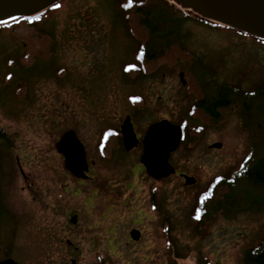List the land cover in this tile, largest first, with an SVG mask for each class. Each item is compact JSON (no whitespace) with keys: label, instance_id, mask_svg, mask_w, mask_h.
<instances>
[{"label":"rangeland","instance_id":"obj_1","mask_svg":"<svg viewBox=\"0 0 264 264\" xmlns=\"http://www.w3.org/2000/svg\"><path fill=\"white\" fill-rule=\"evenodd\" d=\"M134 1L59 0L33 15L31 30L0 24V126L10 137L0 148L8 210L2 219L0 261L13 250L14 259L21 263L36 253L40 264H55L52 250L57 248L52 242L66 239L64 233L76 239L77 230L67 228V211L57 198L69 182H58L62 158L57 145L69 125L62 119L92 123V127L83 123L79 137L87 142L88 158L97 162L92 175L99 184H83V208L88 205L93 216L96 207L108 213L106 209L116 204L106 199V193L120 190L130 197L126 208L131 221L135 202L140 199L147 208L155 184L139 163L141 147L127 152L118 144L115 134L125 115L133 116L142 135L164 116L182 128L203 124L190 116L196 97L180 79L181 73L188 79L185 61L165 62L146 76L149 70L140 64L139 42L130 32L133 17L128 8ZM183 9L190 18L178 29L182 45L201 58L208 69L207 80L244 91L264 86V39ZM28 49L48 58L32 64ZM98 130L104 131L102 153L97 150L102 143ZM215 143H222V148L211 149ZM249 152V136L239 115L232 112L226 121L208 124L195 143H184L172 153L170 163L176 170L197 179L187 186L171 176L156 185L174 226L162 232L163 253L177 256L176 264H243L245 252L261 243L264 206L233 218L216 215L198 228L200 199L211 182L238 169ZM101 156L107 162L102 163ZM19 164L28 175L34 172L35 194L25 189ZM48 201L57 208L52 209ZM86 213L83 209V228L97 223Z\"/></svg>","mask_w":264,"mask_h":264},{"label":"trees","instance_id":"obj_2","mask_svg":"<svg viewBox=\"0 0 264 264\" xmlns=\"http://www.w3.org/2000/svg\"><path fill=\"white\" fill-rule=\"evenodd\" d=\"M132 4V5H131ZM128 8L131 35L140 45L141 61L147 65L146 76L170 62L187 63V87L195 93V103L190 116L201 120V127L183 126L182 144L195 143L203 135L205 127L220 124L236 112L250 141V152L238 169L229 176L214 179L201 197V220L199 230L211 223L216 215L235 217L241 211L264 206V86L252 91L218 81L207 80L208 69L200 57L182 45L180 26L190 17L174 0H137ZM42 13V12H41ZM21 17L10 21L12 29L33 27L32 18ZM28 61L37 63L47 55L28 49ZM10 140L8 133L0 126V148ZM0 156V250L1 226L7 213L2 182ZM244 264H264V238L261 243L245 252Z\"/></svg>","mask_w":264,"mask_h":264},{"label":"flooded vegetation","instance_id":"obj_3","mask_svg":"<svg viewBox=\"0 0 264 264\" xmlns=\"http://www.w3.org/2000/svg\"><path fill=\"white\" fill-rule=\"evenodd\" d=\"M140 64L141 66H143V68L147 69V65L144 62L140 61ZM142 77L146 78V76ZM64 101L67 102V99H64ZM135 112L137 113V111ZM173 114L174 112H172L171 115ZM92 117L93 116H90V119H92ZM127 117L131 118L134 124L136 135L139 140L138 146L130 151H128L125 147L124 135L122 131V125L124 124V121ZM165 119L170 122V120L166 118V116L162 117L160 121ZM61 123L69 124L68 126H66V130L64 131L63 136L68 132H75L77 138L84 146L87 159V170L85 172L87 178H79L75 176L70 170H68L65 165V156L58 151L62 158V160L60 161V164L62 166H60L61 177H58L60 181H58V179L53 180L56 182H60V184L64 183L67 179L69 182H65L63 184L62 195L61 197L57 198L61 199L62 208L67 211V217L65 221L67 228L70 231H77L75 232L76 236H74L76 239L68 236L67 233H64V237L66 239H60L52 242L53 246L57 248L52 250V259L55 260L58 264H176L178 258L177 256L163 253V245H161V239L163 237L162 232H168L170 228L174 229V226L170 224V219L172 217V214H170L171 211H169L167 208L162 207V194H160V192L158 191V187L156 186L158 183H161L171 176L160 180H156L153 177L148 176L149 179L153 182L151 184H155L151 186V190L153 189L152 191L154 192L150 194L147 208L142 207L144 205L143 201H141L140 199L138 200V198L136 199L138 201L135 202L136 207L133 210L134 217L132 221L130 218V216L132 215L130 214V212H127L126 208V205L129 204L130 197L125 196V192L120 190H112L107 192L105 195L107 200H115L113 202L116 204V207L112 209H106L108 213L103 212L104 209L102 210L101 208L96 207L95 209H93V211H95L94 215L96 214L97 216H93V213L88 212V205L83 208L84 202L82 190L83 184L85 182L95 181L96 184L97 182L99 184L97 178L92 175L94 168L97 169V167H95L97 165V162L93 159H90V157L88 158V148L86 147L87 142L84 143L82 141V137H79L80 131H82L83 123L87 127H92V123H86L82 120V118L77 119L76 123L75 121L69 123V121H67L66 119H62ZM122 125L119 129H117V132L115 134V137L119 140L118 144L127 152L136 151L139 147H141V151L144 152L143 140L151 125L146 130L145 135H142L140 133L141 131L136 129L135 122L133 121V116L130 114L125 115ZM96 135H98V137L100 136L99 139H97L102 142L101 145L97 144V150L101 151L100 153H102L104 131L100 132L98 130ZM104 162L107 161L104 159V157H102V163ZM139 163L143 165L141 162V158ZM19 169L26 184L25 189H31L33 194H35V186L32 185L35 184V180L33 179V177L35 178L34 172L29 171L30 174L28 175L24 170H22V168H20V164ZM62 169L64 170L63 176ZM182 174L186 173H181L176 170V174L172 175V177H179L185 183V180L181 176ZM37 191H39V189ZM93 203L94 200H92L90 207H92ZM47 204L49 206L51 205L52 209L57 208L56 204H53L52 201H48ZM83 209L87 211V217L92 220L96 219L97 223H94L93 226L83 228ZM73 219L76 220V223H72ZM175 251L177 252V247L175 248ZM8 259L13 260L17 264H40V262L37 260L36 253L32 260H27L26 263H21L14 259L13 250H11V252L7 253L6 258L2 261ZM242 263L244 264V261H242Z\"/></svg>","mask_w":264,"mask_h":264},{"label":"water","instance_id":"obj_4","mask_svg":"<svg viewBox=\"0 0 264 264\" xmlns=\"http://www.w3.org/2000/svg\"><path fill=\"white\" fill-rule=\"evenodd\" d=\"M59 0H0V24L8 23L21 17L36 15ZM186 9H192L203 18L221 25L264 39V0H174ZM186 84L184 74H180ZM125 147L128 151L138 146L139 140L134 124L127 117L122 125ZM183 128L162 120L152 124L143 140L144 152L141 162L147 174L156 180L176 174L170 163V156L182 143ZM211 149H221L222 143H215ZM57 150L65 156L66 168L79 178H87V159L84 146L75 132L66 133L57 145ZM187 186L196 184L197 179L182 174ZM72 223H76L73 219ZM0 264H17L11 259Z\"/></svg>","mask_w":264,"mask_h":264},{"label":"snow or ice","instance_id":"obj_5","mask_svg":"<svg viewBox=\"0 0 264 264\" xmlns=\"http://www.w3.org/2000/svg\"><path fill=\"white\" fill-rule=\"evenodd\" d=\"M57 7H59V5H57ZM197 219H199V217H197Z\"/></svg>","mask_w":264,"mask_h":264}]
</instances>
